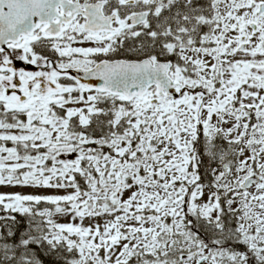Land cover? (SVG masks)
Returning a JSON list of instances; mask_svg holds the SVG:
<instances>
[{
  "label": "snow or ice",
  "instance_id": "1",
  "mask_svg": "<svg viewBox=\"0 0 264 264\" xmlns=\"http://www.w3.org/2000/svg\"><path fill=\"white\" fill-rule=\"evenodd\" d=\"M0 264H264V0H0Z\"/></svg>",
  "mask_w": 264,
  "mask_h": 264
}]
</instances>
